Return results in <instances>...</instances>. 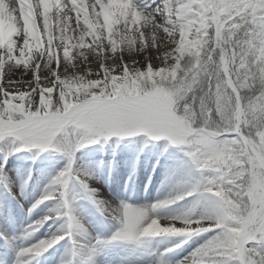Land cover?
I'll return each mask as SVG.
<instances>
[{
  "label": "bare ground",
  "instance_id": "bare-ground-1",
  "mask_svg": "<svg viewBox=\"0 0 264 264\" xmlns=\"http://www.w3.org/2000/svg\"><path fill=\"white\" fill-rule=\"evenodd\" d=\"M133 2L156 20H145L131 0H107L100 12L96 10L98 0H0V110L24 104L34 119L65 112L77 102L76 92L85 89H89L91 99L84 106L99 96L109 99L131 86L130 76L121 69L122 60L128 62L140 54L168 56L177 48L190 46L193 36L200 38L201 29L210 26L195 19L188 30L165 25L166 14L156 11L163 8L164 0ZM76 6L84 10L83 17L75 13ZM162 71L160 68L159 74ZM54 118L62 125L56 129L57 143L43 153L18 141L7 147L0 139L2 181L7 174L27 171L29 167L24 166L32 162L48 166L38 186L22 187L18 184L22 178L13 182V189L0 187V240L6 241H0L5 249L0 248V264H16L18 259L26 264H183L219 234L217 227L223 224L216 215L219 199L205 193L207 182L187 157L175 152L174 163L166 162L169 147L140 134L104 136L102 143L88 142L82 131L72 128L76 123H69L70 116L57 114ZM101 150L105 157L98 153ZM94 156L98 162L103 160L104 167L93 168L90 158ZM70 161L64 183H54ZM17 162L19 167H15ZM109 178L114 179L115 186ZM145 182L148 186L142 190H130L131 185L145 186ZM45 194L51 198L22 222L16 199L34 205ZM179 194L183 198L175 200ZM165 200L172 202L153 207ZM65 201L71 203V218ZM125 205L144 209V219L149 223L158 219L157 227L167 224L165 227H180L191 233H162L144 237L141 243L114 240L123 227ZM44 217L50 219L36 223ZM204 228L207 230L199 231ZM229 230L240 235L238 227L230 226ZM54 236L62 238L40 255L19 257L20 249ZM171 239L175 243L171 244ZM195 243V249L190 250ZM216 247L222 251L210 249L206 253L210 258L195 264H223L216 257L231 258L229 249L237 251L234 245L223 242Z\"/></svg>",
  "mask_w": 264,
  "mask_h": 264
},
{
  "label": "snow or ice",
  "instance_id": "snow-or-ice-1",
  "mask_svg": "<svg viewBox=\"0 0 264 264\" xmlns=\"http://www.w3.org/2000/svg\"><path fill=\"white\" fill-rule=\"evenodd\" d=\"M131 3L132 7L144 16L145 20H156L155 16L144 12L133 0ZM106 4L107 0H98L97 12L105 8ZM156 11L166 14L165 25H173L183 30L192 28L193 19L199 24L211 25L212 27L207 31L214 28L217 39H219L221 23L234 26L224 35L226 38L230 34L233 36L229 42L239 53L238 55L232 53L235 63L226 60L221 52L219 62L214 69H210V65L215 63L213 56L209 58L207 54H204L203 59L196 56L185 57V60L181 61V64L184 65L181 78L176 80L175 84L168 85L173 90L171 93L156 89L145 90L141 95L128 96L125 94L118 98L93 100L73 117L77 123L72 128L82 131L84 139L88 142H95L96 138L100 136H130L140 132L146 133L154 139L167 137L173 144L190 145L188 154L195 163L200 168H208L209 160L207 158L215 159L213 152L220 151L222 146L220 143L213 142L212 137L215 136L217 142H223L225 139L216 135L219 130L209 132L207 126L194 128L192 109L187 107L189 104L184 105L183 115L177 114V105L179 101L185 99L184 97L189 92L199 87L202 75L215 78L217 82L214 95L216 108L223 121L222 129H229L235 134L233 138L228 139V142H235L234 147L241 151L247 148V155L238 158L243 159L244 164L237 172H242L243 175L242 178L233 175L232 179L236 185L233 191L239 193L237 198L243 202L241 207L246 205L249 212L259 208L261 213L253 224L251 216L244 220L236 207L219 199L216 204V215H219L223 221L222 226L217 227L220 230L219 234L197 249L183 264H195L202 258L209 259L210 257L206 253L210 249L222 251L216 247L221 242L232 244L239 249V251L229 249L231 258L216 257V259H221L223 264H264V198L260 195L264 192V188L256 187L254 176L255 147L259 146L260 153L264 155V0H164L163 8L158 7ZM75 13L80 17L85 15L84 10L79 6L75 7ZM126 22H131V20ZM179 35L178 32L177 36ZM258 56L260 59L257 61ZM196 62L199 63V67L193 68L192 65ZM145 69H141V71ZM148 87L151 88V86ZM242 90H252V94L245 98L242 96ZM224 92H226L224 100L218 102L217 98ZM207 95L208 93H205V96ZM245 99L246 102H244ZM229 103L230 107L225 112L221 105ZM203 104L204 100L201 99L202 108ZM257 106H260L259 110H256ZM45 123L47 128L40 132L39 120L21 121L20 125L14 127L11 133H0V139L11 137L20 142L23 147L46 149L53 144L56 138L53 137V133L60 127V122L57 118H51ZM249 144L252 146L249 147ZM70 168L71 161L69 168L60 172L54 183H64L62 178L69 173ZM248 169H252V172H249ZM84 184L87 187L86 182ZM215 186L216 179H209L205 193H213ZM187 194L191 195L192 193ZM214 196L219 198L216 190ZM50 198L51 194H45L32 207L35 208L45 199ZM182 198L183 194H179L174 199ZM206 198L211 200L212 197L207 196ZM65 202L68 204L71 218V203ZM171 202V200L161 201L153 207H160ZM146 215L147 212L144 209H133L125 205L123 227L113 239L141 243L144 237L162 233H191L180 227H165L163 225L157 227L159 220L152 219L149 223L144 219ZM236 218H240L239 223L236 222ZM47 219L50 217H44L36 223L42 224ZM241 224L245 227L242 235L236 236L229 230L230 226L239 227ZM203 230L207 229L199 231ZM61 238L54 236L51 239L42 240L32 247L22 248L19 257L28 254L38 256ZM16 264H26V262L23 259H18Z\"/></svg>",
  "mask_w": 264,
  "mask_h": 264
},
{
  "label": "rangeland",
  "instance_id": "rangeland-1",
  "mask_svg": "<svg viewBox=\"0 0 264 264\" xmlns=\"http://www.w3.org/2000/svg\"><path fill=\"white\" fill-rule=\"evenodd\" d=\"M215 23V22H214ZM212 27L211 25L209 27H204L201 29V36L198 38L197 36H193L194 43H192L190 46L182 48H177V50H174L173 52H170L168 56H165L163 54H155L152 53L151 55L146 54H140L137 57L130 58L128 62L125 60L121 61V69L126 72L132 82L131 86L127 91H122L119 95H115L111 98H118L122 95L127 94L128 96H134V95H141L145 90L152 91V90H161L164 92L171 93L173 90L168 87L169 84H175L176 80L181 78V72L184 71V65L181 64V61L185 60V57L191 58L192 56L199 57L200 59H203V55L207 54L209 58L213 56L215 63L210 65V69H214L216 67V64L219 62V54L223 55V57L226 60H230L231 63H235V57L232 56V53H236L238 55L236 48L229 42L233 36L230 34L227 38L225 37V32L229 30L231 25H226V23L220 24L219 29V39H217V34L215 33V29L212 28L207 31L208 28ZM223 41V43H221ZM227 45V47H225ZM210 49V50H209ZM260 59V57H257V61ZM187 63V61H185ZM230 63V67H231ZM147 67V68H146ZM193 68L199 67V63H193ZM146 68V69H145ZM163 68V71L159 74V69ZM141 69H145L144 71H141ZM36 74V72L34 73ZM38 74V73H37ZM227 75V74H226ZM36 78V77H35ZM216 79L210 76L202 75L201 80L199 82V87L194 88L192 92H189L184 98V100L179 101L177 105V114L183 115L184 114V105L189 104L187 107H191L193 119L192 124L194 128L199 127H205V126H196L195 123L202 114V109L200 107L199 103H196V101L203 99L205 102V105L209 107V105H213L216 103L215 101V85H216ZM148 86H151L149 88ZM250 94L251 90H242V96L247 97L248 93ZM205 93H208L207 96H205ZM226 95V92L221 93V95L217 98L222 102L224 100V96ZM76 98L77 102L68 110L65 112L60 113H48L46 115H40L36 118L32 119L27 113V108L24 104H18V105H12L8 108H2L0 110V133H11L14 127H18L21 123V121H29V120H39V129L40 132H43L45 128H47V124L45 123L51 118H54L57 114L62 115H68L70 116V124L77 123L76 120L71 119L76 115V113L82 109H84L86 106H84L85 103H88L91 99V95L89 93V89L82 90L80 92H76ZM98 98H104L102 96H99ZM175 100V97H173ZM246 101V99H245ZM244 101V102H245ZM230 107V103L228 105L222 104V108L224 111H227V108ZM260 106H257L256 110H259ZM209 113V112H208ZM47 116V117H46ZM220 125V124H219ZM218 125V126H219ZM62 127V125H60ZM209 129L207 131L214 132L215 130H219L216 126H207ZM220 127V126H219ZM222 128V127H221ZM227 131L226 134H221L219 132H216V135H220L222 139H225L223 142H217L215 136L212 137V141L216 143H220L221 150L220 151H214L213 155L216 157L215 159H211L210 157L207 158L209 160V167L208 168H200L193 158L188 154L190 151V145L187 144H173L167 137H160L159 139H154L150 136H148L146 133L140 132L136 134H140L142 136H148L152 138L153 140H159L162 141L164 146L169 147L170 154L168 158L164 157V160L168 162L169 160L174 163V153L178 152L182 154V156H185L191 161V163L195 166H197L201 171V177L206 180L208 185V180L211 178L216 179V186L214 187V191L216 190V194L219 196L218 199L221 201H227L228 203L232 204L234 207H236V210L238 212H241L242 217L244 220H247L249 216L252 217L251 223H255L256 218L260 217L261 209L257 208L254 209L252 212L248 211V208L246 205L241 207L243 202L238 199L239 193L236 191H233V188H235V183L233 182V175H236L237 178H242L243 173L237 172L238 169H241L244 161L243 159H238L241 156L247 155V148H244L243 151H241L239 148L234 147V141L228 142V139L234 137V133L231 132L229 129H224V131ZM39 134V133H38ZM58 131L55 130L53 133V137L55 138L53 144L49 146L48 148L55 147L56 139ZM135 134V135H136ZM134 136V135H130ZM104 136H100L96 138V141L102 140ZM126 137V136H125ZM2 142L7 144V147L16 140L11 137H6L1 139ZM94 142V143H95ZM128 143V142H125ZM252 144H249V147H251ZM60 147V146H59ZM29 149L30 147H26ZM36 152L43 153L46 151V149H42L39 147H33ZM32 148V150H33ZM64 150V148H61ZM256 151V157H255V184L258 189L264 188V155H262L259 151V146L255 147ZM162 152V151H161ZM102 157H105L106 152L104 150H101L98 152ZM116 153H114L115 155ZM35 160V159H34ZM91 164L93 168L97 167H104L103 160L97 161L96 157L90 158ZM18 165L15 167L20 166V162H17ZM24 167H29L27 171H20L19 175H5L4 181H2V178H0V187L5 188L6 190L10 188L13 189V182L18 181L19 179L23 182H19L18 184H24L26 182L27 186H38L41 183L43 176H46L48 172V166L47 164H43L39 161L32 162L31 164H26ZM249 172H252V169H248ZM106 177L110 175L109 170L105 171ZM108 178V177H107ZM115 178V177H113ZM109 183L112 186H115L113 184L114 179L110 180L108 179ZM8 184H7V183ZM231 183V185H230ZM116 184V183H115ZM143 183H139L138 186L141 189V186ZM145 186L146 182L144 183ZM78 187L82 189L80 183L77 184ZM138 186H131L133 189H135ZM231 186V187H230ZM7 187V188H6ZM130 187V190H131ZM213 191V194H214ZM39 195V194H38ZM37 195V196H38ZM262 198H264V192L260 193ZM133 194L131 195V197ZM32 197V195H31ZM30 198V197H29ZM26 197V200L29 199ZM130 202V201H129ZM131 204H134L136 202L131 201ZM27 206H32L33 204L27 203ZM38 206H36L34 209H36ZM17 208V207H16ZM98 207H95V209ZM172 208V207H171ZM169 208V210L172 212L174 209ZM186 209V208H185ZM100 210V209H99ZM35 211V210H34ZM169 211V212H170ZM38 212L40 214H43L44 210L39 207ZM245 213H247L245 215ZM105 216V215H104ZM106 217V216H105ZM240 218H236V222L239 223ZM54 225V224H53ZM52 225V227H53ZM167 224H164L163 226H166ZM240 235L243 234L245 227L244 225H240L239 227ZM238 235V236H240ZM171 244L175 243L174 240H170ZM251 246V243H250ZM190 250H194L196 247V243L194 245L190 246ZM237 249V248H236ZM239 251V249H237Z\"/></svg>",
  "mask_w": 264,
  "mask_h": 264
},
{
  "label": "trees",
  "instance_id": "trees-1",
  "mask_svg": "<svg viewBox=\"0 0 264 264\" xmlns=\"http://www.w3.org/2000/svg\"><path fill=\"white\" fill-rule=\"evenodd\" d=\"M248 93V92H247ZM252 94V90H251V92H250V94L248 93V95H251ZM218 102H220V100H218ZM246 102V101H245ZM196 103H199L200 104V107H201V109H202V114L200 115V117L198 118V120L196 121V123H195V125L196 126H199V125H203L205 122H206V118H207V111L209 110V109H212L211 110V119H210V121H211V124L210 123H208V124H210V126H216L220 131H224V129H222L221 127H222V124H223V121H222V119H221V117H220V115H219V111L217 110V108H216V103L215 104H213V105H209V107L207 106V105H205V102H204V104H203V108H202V106H201V101L200 100H198V101H196ZM222 106V105H221ZM220 124V125H219ZM220 127H219V126ZM222 129V130H221Z\"/></svg>",
  "mask_w": 264,
  "mask_h": 264
}]
</instances>
